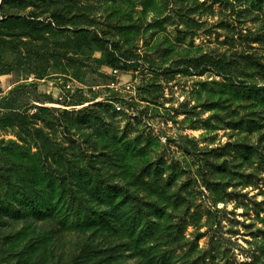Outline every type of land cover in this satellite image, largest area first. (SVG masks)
Instances as JSON below:
<instances>
[{
  "label": "rangeland",
  "instance_id": "obj_1",
  "mask_svg": "<svg viewBox=\"0 0 264 264\" xmlns=\"http://www.w3.org/2000/svg\"><path fill=\"white\" fill-rule=\"evenodd\" d=\"M17 113L76 149L66 189L110 196L130 264H264V0H0V141Z\"/></svg>",
  "mask_w": 264,
  "mask_h": 264
},
{
  "label": "trees",
  "instance_id": "obj_2",
  "mask_svg": "<svg viewBox=\"0 0 264 264\" xmlns=\"http://www.w3.org/2000/svg\"><path fill=\"white\" fill-rule=\"evenodd\" d=\"M39 25L41 31L49 26ZM105 50L110 63H118L116 49L107 41ZM44 108L36 101L33 113ZM15 115L21 120L20 142L0 141V264H130L127 242L117 245L111 239L110 196L66 189L78 186L75 173L82 165L76 149L52 137L47 129H53V123L47 119L44 127H37L29 121L33 117ZM34 134L36 139L29 140ZM89 150L86 157L92 159ZM73 230L84 237L67 255L64 242Z\"/></svg>",
  "mask_w": 264,
  "mask_h": 264
},
{
  "label": "built area",
  "instance_id": "obj_3",
  "mask_svg": "<svg viewBox=\"0 0 264 264\" xmlns=\"http://www.w3.org/2000/svg\"><path fill=\"white\" fill-rule=\"evenodd\" d=\"M119 71H120V69L118 67H113L111 69V74L116 76L119 73ZM111 86H117L116 82L114 80L111 82ZM58 100L63 101L64 99L62 97H60V99H58ZM58 105H60V104H58ZM114 106L117 110H122L125 108L121 102H114ZM62 107H65V106L62 105Z\"/></svg>",
  "mask_w": 264,
  "mask_h": 264
}]
</instances>
